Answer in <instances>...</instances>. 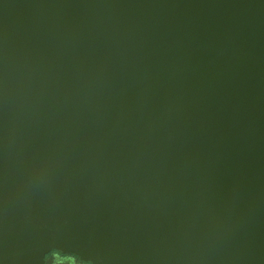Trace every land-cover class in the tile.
Returning a JSON list of instances; mask_svg holds the SVG:
<instances>
[{
	"label": "water",
	"instance_id": "1",
	"mask_svg": "<svg viewBox=\"0 0 264 264\" xmlns=\"http://www.w3.org/2000/svg\"><path fill=\"white\" fill-rule=\"evenodd\" d=\"M264 264V0H0V264Z\"/></svg>",
	"mask_w": 264,
	"mask_h": 264
},
{
	"label": "trees",
	"instance_id": "2",
	"mask_svg": "<svg viewBox=\"0 0 264 264\" xmlns=\"http://www.w3.org/2000/svg\"><path fill=\"white\" fill-rule=\"evenodd\" d=\"M52 254L57 255L55 264H57V262L60 260L65 261L68 264H72V260L76 261L77 263H81L78 257L74 255L62 254L60 251H57V250H52L50 253H48L47 258Z\"/></svg>",
	"mask_w": 264,
	"mask_h": 264
},
{
	"label": "flooded vegetation",
	"instance_id": "3",
	"mask_svg": "<svg viewBox=\"0 0 264 264\" xmlns=\"http://www.w3.org/2000/svg\"><path fill=\"white\" fill-rule=\"evenodd\" d=\"M56 254H52L48 257V259H50V261L47 263V264H55L56 262ZM80 264H89V263H84V262H81Z\"/></svg>",
	"mask_w": 264,
	"mask_h": 264
},
{
	"label": "rangeland",
	"instance_id": "4",
	"mask_svg": "<svg viewBox=\"0 0 264 264\" xmlns=\"http://www.w3.org/2000/svg\"><path fill=\"white\" fill-rule=\"evenodd\" d=\"M57 264H68V263L65 262V261L60 260V261L57 262ZM72 264H80V263H77L76 261L72 260Z\"/></svg>",
	"mask_w": 264,
	"mask_h": 264
}]
</instances>
